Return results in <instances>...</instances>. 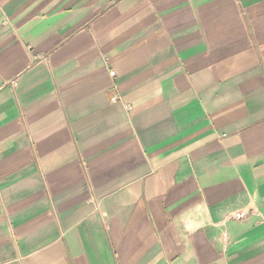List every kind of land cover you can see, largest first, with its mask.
I'll list each match as a JSON object with an SVG mask.
<instances>
[{"label": "crops", "instance_id": "1", "mask_svg": "<svg viewBox=\"0 0 264 264\" xmlns=\"http://www.w3.org/2000/svg\"><path fill=\"white\" fill-rule=\"evenodd\" d=\"M0 264H264V0H0Z\"/></svg>", "mask_w": 264, "mask_h": 264}, {"label": "built area", "instance_id": "2", "mask_svg": "<svg viewBox=\"0 0 264 264\" xmlns=\"http://www.w3.org/2000/svg\"><path fill=\"white\" fill-rule=\"evenodd\" d=\"M109 74L110 75H113V72L110 71ZM245 216H246L245 213L236 212V213L232 214L230 217L233 218V219H235V220H238L239 221V220H243Z\"/></svg>", "mask_w": 264, "mask_h": 264}]
</instances>
